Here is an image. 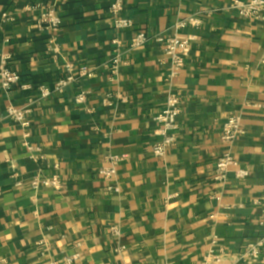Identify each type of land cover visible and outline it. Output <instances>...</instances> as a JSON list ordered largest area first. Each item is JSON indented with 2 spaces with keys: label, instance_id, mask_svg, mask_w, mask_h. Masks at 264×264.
<instances>
[{
  "label": "crops",
  "instance_id": "crops-1",
  "mask_svg": "<svg viewBox=\"0 0 264 264\" xmlns=\"http://www.w3.org/2000/svg\"><path fill=\"white\" fill-rule=\"evenodd\" d=\"M113 1L57 0L56 55L35 8L52 0H0V62L9 54L10 68L30 86L6 94L0 84V264H202L215 237L234 256L228 262L236 261L264 238V23L240 17L230 8L235 0H126L122 15L133 27L118 31ZM191 16L201 25L182 34L197 41L173 80L177 144L157 158L154 120L170 89V61L163 45L129 50V43L138 32L169 35ZM115 40L123 53L117 75L109 68ZM66 62L77 75H93L36 107L26 136L7 108L65 78ZM81 92L86 102L77 103ZM234 114L242 131L231 149L233 170L248 176L231 172L218 182L221 128ZM110 154L124 159L119 193L98 173ZM37 177H57L63 187L36 191ZM254 264H264V248Z\"/></svg>",
  "mask_w": 264,
  "mask_h": 264
},
{
  "label": "built area",
  "instance_id": "built-area-1",
  "mask_svg": "<svg viewBox=\"0 0 264 264\" xmlns=\"http://www.w3.org/2000/svg\"><path fill=\"white\" fill-rule=\"evenodd\" d=\"M51 6H39L40 15L37 19V27L40 31H46L50 35V50L56 55L60 53L57 43V37L62 29V20L55 9V2L52 0ZM126 0H114L110 12L114 18V28L116 30H127L133 27V21L123 17ZM231 9L238 12L239 16L254 21L264 23V0H248L247 2L235 0L230 5ZM5 20H13L10 14L3 15ZM201 20L195 16L178 21L172 28L169 35L158 34L154 36L147 35L144 32H138L129 43V50H135L145 47L149 43H157L163 45L165 54L170 61V72L168 75L169 92L166 98L163 109L156 115L155 120L159 125L157 134L161 137L160 141L152 146V154L157 158H165L169 151L177 144V129L178 117L181 113L180 98L174 88L173 80L177 77L185 66V63L190 56L193 46L197 41L195 34L183 35L182 30L187 27H199ZM8 42V40H6ZM116 46L115 55L110 61L109 68L114 75H117L122 64L123 53L120 50L122 43L119 40L113 41ZM11 57L9 54H3L0 62V84L4 93L9 94L15 87L20 86L21 89L27 90L30 88L28 84L23 83L22 76L13 71L9 66ZM63 70L66 72V77L56 81L52 86L42 84L38 87V95L30 98L27 103L21 107L10 105L6 111V117L26 131L25 135L29 136L27 130L30 127V115L36 107H40L42 103L50 98L54 93H61L63 90L76 83L81 77H91L93 73L88 71H81L79 75L75 73V68L72 63L66 62L63 65ZM86 92H81L77 98V103L86 102ZM106 99L104 103L107 104ZM241 116L230 115L223 123L221 131V141L225 147V152L220 156L216 162L214 169V179L218 182H225L228 175L234 172L235 177L242 180L248 176V171L237 168V160L232 153V146L236 139L241 134ZM27 145V144H26ZM123 157L115 155H107L104 159L105 165L98 171L99 175L104 181L108 183V191L112 193H119L120 188L116 184L118 166L123 161ZM34 190H39L42 187L53 188L60 190L63 183L57 177L48 179L35 178L31 182ZM111 232L119 236V230L112 227ZM219 239L215 237L211 241V248L205 256L202 264H254L260 258L261 252L264 248V238L261 240L248 244L246 250L241 253L236 261L228 262L230 258L234 259L233 255L227 253L223 246L218 243ZM73 259L68 260L71 264ZM51 264V263H50Z\"/></svg>",
  "mask_w": 264,
  "mask_h": 264
}]
</instances>
